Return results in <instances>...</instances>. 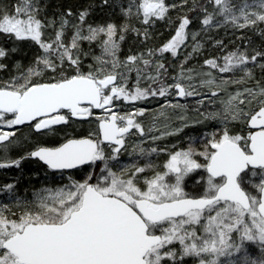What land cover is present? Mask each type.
Instances as JSON below:
<instances>
[{"label": "snow or ice", "instance_id": "1", "mask_svg": "<svg viewBox=\"0 0 264 264\" xmlns=\"http://www.w3.org/2000/svg\"><path fill=\"white\" fill-rule=\"evenodd\" d=\"M192 5L190 10H199L205 29L230 23L237 29L259 28L264 36V28H260L264 25V0H207L200 5L192 0ZM99 7L118 8L126 19L150 27L164 20L176 5L167 0H100ZM39 11L38 0H20L13 13L0 12V34L15 41L30 40L42 50L32 65L21 70L17 64L20 74L0 83V169L20 168L23 161L37 160L53 174L85 165L92 170L83 180L68 176V182L61 186L43 187L33 193L32 200L17 198L21 209L18 218L0 211V264H184L185 258L195 264H264V82L246 86L254 79L249 64L264 70V51H232L222 57L223 63L219 57L206 59L204 65L220 74L236 69L243 73L237 79L218 78L212 71L184 67L201 48L199 33L187 31L192 22L188 15L180 17L166 43L148 50V59L141 53L120 60V42L125 34L132 31L147 38V27L141 31L130 24L111 22L93 26L87 23L89 9L81 10L75 23L70 19L71 9L58 20L45 22L39 18ZM69 26L73 34L65 43ZM48 28L55 30L50 40L44 39ZM189 36L194 42L192 52L181 62L180 73L171 78L174 82L168 84L163 79L165 64L162 60L153 62L151 57L157 53L177 57ZM82 41H98L102 53L93 57L95 64L89 65L87 72L81 70ZM217 46L222 47V42ZM7 55L0 48V59ZM149 66L155 74L148 71ZM5 67L0 64V70ZM132 71L136 83L129 89ZM47 73L52 76L44 82ZM142 79L151 83L141 87ZM233 84L237 90L229 92L228 86ZM222 93L226 94L218 101L222 111L209 112L205 119H219L225 125L246 124L250 129L247 135L230 134L225 126L221 134H211L202 151L197 152L191 144L173 151L163 165L166 171L143 177V186L140 174L154 169L151 162L113 171L110 161H117L133 129L144 137L162 127L158 136H149L153 142L176 135L201 123L189 122L188 105L180 100L199 97L195 101L199 111L206 102L217 103ZM157 96L164 97L165 103L158 113H152L147 129L135 119L144 117L146 109L125 115L113 111L117 101L135 103ZM173 96L177 99L170 98ZM97 109L104 115L97 117L96 133L67 138L56 147L37 144L19 158L5 155L16 142L13 129L18 126L27 124L37 133H50L55 126L67 125L73 119L92 117ZM167 109L172 114L179 110L174 118L181 122L180 127L171 128L173 116ZM159 117L164 118L162 125ZM158 151L167 150L139 149L146 157ZM196 157H203L204 163ZM249 166L252 177L258 175L255 169H260L258 181L246 179ZM199 170L206 176L197 181L193 173L199 174ZM187 180L198 184L203 194L189 197L185 192ZM15 189L13 183L0 185V192L13 197L17 196Z\"/></svg>", "mask_w": 264, "mask_h": 264}, {"label": "rangeland", "instance_id": "2", "mask_svg": "<svg viewBox=\"0 0 264 264\" xmlns=\"http://www.w3.org/2000/svg\"><path fill=\"white\" fill-rule=\"evenodd\" d=\"M199 0H196L198 2ZM20 2V0L16 1V5ZM207 0H200V2L197 5L200 4H206ZM239 2V0H237ZM168 4H174L176 5L175 8L171 9L170 11H175L176 13L183 15H187L188 17L190 16V13H193L192 16L189 18L191 19V24L189 25L190 30L187 29L189 33H199L197 36V42L201 45L200 50L197 53H194L192 57L188 60V62L184 65L185 68H191L195 69L196 71H212L218 78L223 76L225 79L228 78H233L237 79L240 78L243 73L239 70L236 69L233 72L227 73V74H220L217 70L209 69L208 66L204 65V62L202 64L199 63V58L206 60L204 57L206 52H210L211 50L205 49V44H204V38H209L210 37H216V39H219L222 41L223 45V50H225V54L232 52V51H245L249 54L254 53L255 51H264V36H261L259 34V28L256 30H253L251 28L248 29H237L233 27L230 23L223 25L221 27H216L213 26L211 28H203L201 24L202 20V15L197 11L190 12L191 8L193 7L192 5V0H188L187 4H184V0H167ZM211 10V9H209ZM189 12V13H188ZM44 14V13H43ZM42 15V11H41ZM47 16V15H46ZM42 17L39 18L45 22L50 21L53 19L52 17ZM59 19V17H58ZM73 23L76 22V18L71 19ZM162 21V20H159ZM58 26V25H57ZM260 28H264V25H260ZM52 28H48L44 31V39L50 38L52 35ZM218 37V38H217ZM10 38V37H9ZM11 40H14L11 38ZM14 44L18 43V41H13ZM193 41L191 37L189 36L187 40V46L182 47L179 50L178 56L182 58L177 60V62H174L176 60L174 59H168V65L170 69V82L171 84L174 82L171 78L177 76L180 71H181V62L184 60V57L192 52V45ZM209 56H212L213 54H208ZM166 57L163 54L161 57L158 55L153 62L156 60H162L163 63L166 61ZM210 59V58H207ZM122 60V59H120ZM19 64L22 68H25V64H21L20 62L16 63V65ZM95 62L89 65H93ZM140 67H142V63L140 64ZM252 70L254 79L251 80L250 82L247 83V87H254L256 81H261L264 82V70H262L258 65H253L249 64L247 66ZM85 67H83L82 71H85ZM150 73L155 74L154 68L150 66V69H148ZM12 74L7 75L4 78L3 81L0 82H7L9 81L13 76H18L20 74V71L17 70V67L14 69H11L10 71ZM52 76V73H47L46 76L43 78L44 82H47L48 79ZM136 83V73L135 71H132L130 73V77L128 80L127 87L129 89H132L133 86ZM151 83L150 81L146 80H141V87L148 86V84ZM198 83V81H197ZM237 90V85H229L228 86V91L229 92H235ZM201 91H203L201 89ZM173 100H176L177 98L175 96L170 97ZM221 98H226V94L222 93L221 97L217 98V103L214 104H207L205 103L204 106H199V111L196 110L197 106L195 104L196 99H199V97H190L186 99L180 100V103L188 105L186 115L189 118V122L195 121V120H200L201 123H197L193 126L186 127L184 130L180 133H177L176 135H169L164 137L161 140H157L153 142L151 139H149L150 135H153L154 133H150L146 136H144V139L142 138L137 147H135L133 150H131V153L128 154V152H121L120 156L118 157L117 161H110V166L113 167V171H119L121 166H144L146 163L151 162L154 165V169H148L146 170L145 173L140 174V186H143V177H151L154 174V171H166V169L163 168L164 163L168 160L169 154L173 151H179L183 149H187L189 145L191 144L197 152L202 151L205 147V144L207 142V139L211 136L212 133H217L221 134L222 130L227 126L230 134H241V135H247L248 131L250 130L249 127L246 124L239 123V122H229L227 125L221 122V120L216 119V120H211V119H205V116L209 112H215V111H222V107L219 104V99ZM159 99V98H158ZM165 101V99H164ZM145 104H152V101H150V98L145 100ZM164 104V103H163ZM160 106L156 107V112L158 113L160 111ZM152 113L151 111H147ZM167 112L173 116L172 121H171V128L175 127H180L181 122L179 120H176L174 118V115L179 114V110L176 111L175 114H172L171 109H167ZM203 114V115H202ZM149 119V126L152 123V114L147 117ZM158 123L162 125L164 123V118L159 117ZM94 122L93 121H80L79 123L75 122H69L67 125H61L58 128H55L52 132H42V133H37L33 130L32 127L30 126H23V127H17L16 129H13L16 132V142L11 146L10 148V153L5 154L7 158H17V154H22L24 155L25 153L33 150L37 144L42 145V146H56L59 145L60 143H63L67 138H76V137H82V136H88L90 132L96 133L97 130L95 129ZM148 127V126H147ZM146 127V128H147ZM168 129V130H171ZM164 129L161 127L160 130L156 131V134L154 135H159L160 131H163ZM157 148L161 149L164 148L167 151L165 152H157L151 154V156H144L139 152L140 148H144L145 150H148L150 148ZM110 154V150L108 152ZM134 153V154H132ZM20 155V156H22ZM199 163H204L203 157H196ZM33 161L37 164V160H30ZM2 162V161H0ZM25 162V161H24ZM40 163V162H39ZM103 165L100 164L99 167H102ZM38 167V166H37ZM85 167V168H84ZM78 169L74 170H65L63 174L61 173H51L48 171L46 168H39L41 171L36 172L32 171V181L36 182L32 187L37 186V189H32L35 191H39L43 187H53V186H61L64 183H67L68 176H72L76 180H83L84 177L92 170L89 166H84ZM84 169V170H82ZM98 170V169H97ZM253 169H250L247 171V178H251L253 181H258L260 179L259 173L260 169H255V171L258 173L256 177L251 176V172ZM4 172V171H0ZM29 172V171H28ZM39 174V175H38ZM193 175H196L197 181L200 180L201 176H206V173L203 170H199V174L193 173ZM243 175V174H242ZM7 183H15L12 178L6 179L3 176H0V185H4ZM31 190V191H32ZM16 192V189H15ZM18 192L27 197L29 194L27 192H24V185H20L18 187ZM33 191L31 194L34 193ZM185 192L188 193L189 196H200L203 194V190L198 186V184L193 183L191 180H187V184L185 187ZM13 196L0 192V211H4V214L9 216L10 218H18V216L21 213V209L19 208L18 210H13V211H8L9 206H1L5 205V202L8 200H12ZM33 199V196L31 197V200ZM176 248H179V245H176ZM188 264H193V262H188Z\"/></svg>", "mask_w": 264, "mask_h": 264}, {"label": "trees", "instance_id": "3", "mask_svg": "<svg viewBox=\"0 0 264 264\" xmlns=\"http://www.w3.org/2000/svg\"><path fill=\"white\" fill-rule=\"evenodd\" d=\"M16 1L17 0H0V12L6 11L7 13H13L14 7L16 6ZM120 2L121 0H116V3H120ZM123 2L127 3V0H123ZM199 2L200 0L196 2V4H198ZM99 4H100V0H38V7L40 9L39 11L40 18L42 17V15H44V17L46 15H47L46 17L48 16L52 17L53 15L54 16L53 18L58 20V17H60L62 13H66L68 9H71L73 13V17H71L70 19L72 18L77 19L78 13L81 10L89 9L91 14L87 18V23L93 26L105 25L111 22L116 24L117 26L130 24L131 26L141 29V31H143L144 27H147V26H142L140 22L135 19H131V18L126 19L124 16L121 15L120 10L118 8L115 11H113L112 9L107 7L101 8L99 7ZM41 11H42V15H41ZM193 13H190V16H192ZM180 17L181 14L176 13L175 11H170L168 13V16L164 20L157 21L155 24L151 25L150 27H147V31H148L147 38H145L143 35H137L135 32L128 31L125 34V39L122 42H120V50L118 53L119 59L124 60L129 55H139L141 53H144L145 59H148L149 57L147 56V52L149 49H153V50L158 49L174 35ZM188 30H190V27H188ZM54 32L55 30H52V35L50 38H47V40L54 38ZM72 34H73V29L71 28V26H69L66 29L64 36L65 43H68L70 41ZM13 41L14 40H11L9 36L5 34H0V48L5 49L8 53V55L5 58L0 59V64L6 66L4 69L0 70V81L4 80L3 77L12 74L10 71L11 69H14L16 67L17 62L18 63L20 62L21 64H25V68H22L24 70L28 66L33 64L37 56L41 55L42 50L34 42L30 40H25V41H18V43L14 44ZM218 41L220 40L216 39V37H210V39L204 38L205 49L211 50L210 52H206V53L213 54L212 56L206 54L204 58L212 59L219 57L221 58L219 62L223 63L222 57L227 55V53L225 54V50H223V46L222 47L217 46ZM12 49H16V51H12ZM80 49L82 50L81 70L83 69V67H85L86 69L84 70L88 71L89 68L86 65L95 62L93 57L100 56L102 54L100 44L98 41H94L91 44L88 41H82L80 43ZM85 53H87V55H84ZM158 55L160 54L157 53V55L151 57V59L154 61ZM164 55L167 58L164 63L167 69V74L166 76L163 77V79L166 81V83L171 84L170 82L171 74L168 65V59L171 58L176 60L174 62H177V60L180 61V59L182 60V58H180L179 56L172 57L170 53H164ZM204 61L205 60L199 58L200 64H202V62ZM148 69H150V66ZM153 87H158V84H154ZM164 99H165L164 97L157 96L156 106H160L163 103H165ZM20 155L22 154L21 153L17 154V158H19ZM41 167L46 168V166H44L42 163H39L38 161L36 164L33 161L26 160L25 162L24 161L22 162L20 168L11 167V168L0 169V171H4L0 173V176L5 177L6 179L12 178V180L15 182L13 184L16 185V194H17L16 197H13L12 200L10 201L8 200L7 202H5V205H1V206H9L8 211H13V210L16 211L19 209V206L16 203L17 198L21 200L23 199L31 200V197L33 196L31 192L32 191L34 192V190L32 189L36 190L37 186L32 187L34 184H36V182L32 181L33 179L32 173L30 172L36 171L39 173V171H41L39 168ZM20 185H24V192H27L29 196L25 197L18 192V187ZM190 261L193 262V264H195V262L190 258H185L184 264H188V262Z\"/></svg>", "mask_w": 264, "mask_h": 264}, {"label": "flooded vegetation", "instance_id": "4", "mask_svg": "<svg viewBox=\"0 0 264 264\" xmlns=\"http://www.w3.org/2000/svg\"><path fill=\"white\" fill-rule=\"evenodd\" d=\"M149 98H150V101H152V104H150V105L145 104V100L144 101H137L135 103L117 101L115 103L113 111H116L119 115H125L128 113H134L139 108H144L147 111L149 110L152 113H155L156 107H158V106H156V97L155 98L149 97ZM152 113L146 112L144 117H135V119L137 120V122H141L146 128L147 126H149V119H150V118L147 119V117L149 115H151ZM102 115H104V113L101 110L97 109V110H94V114L92 117H89L87 119H73L70 122L79 123L80 121H85V120H87L89 122L93 121L94 122L93 127H95V129L98 130V119H97V117H100ZM27 126H29V125H27ZM60 126L61 125L55 126V128H58ZM40 133H42V132H40ZM153 133L156 134V131H154ZM142 138L144 139V137H140L136 133V130L133 129L132 134H130L129 136L126 137V147L121 152L127 151L128 154H130L131 150H133L135 147H137V145L139 144V142L141 141ZM108 150H110V149L107 146H105V152H108ZM132 154H134V153H132ZM85 166H87V165H85Z\"/></svg>", "mask_w": 264, "mask_h": 264}, {"label": "water", "instance_id": "5", "mask_svg": "<svg viewBox=\"0 0 264 264\" xmlns=\"http://www.w3.org/2000/svg\"><path fill=\"white\" fill-rule=\"evenodd\" d=\"M25 125H27V124H25ZM25 125H20V126H18V127H23V126H25ZM82 138V137H81ZM251 168V166H249V169ZM249 169H247V170H249ZM246 170V171H247ZM189 197H192V196H189Z\"/></svg>", "mask_w": 264, "mask_h": 264}]
</instances>
